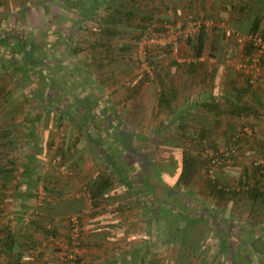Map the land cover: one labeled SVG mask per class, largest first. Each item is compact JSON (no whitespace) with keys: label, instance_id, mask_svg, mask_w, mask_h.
I'll use <instances>...</instances> for the list:
<instances>
[{"label":"rangeland","instance_id":"1","mask_svg":"<svg viewBox=\"0 0 264 264\" xmlns=\"http://www.w3.org/2000/svg\"><path fill=\"white\" fill-rule=\"evenodd\" d=\"M39 1L42 2L39 3ZM46 1L47 0H10V2H8V0H0V38L3 32H7L12 42H16L23 38V41L26 39H33L40 44L46 43L47 45L45 46H47L49 50L43 55L44 59H46V61L49 59L53 61L52 49L57 51L56 56L60 61V65L56 66L57 68L53 66L55 70H44L45 75L40 79H37L36 75L31 74L33 73V69L32 71H28L29 76L26 80L25 90L35 89L36 91H44L51 97L50 99L53 102L58 105H67L75 116L78 115L76 116V122H79L81 118L85 117L86 113L82 111V107L77 109L74 107V96L78 98L81 94H85L87 97L89 96L91 98V102L94 104L99 103L100 105L92 106L93 113L100 114V111H106L103 113L106 115L110 113L116 117L114 120H119L118 123H115V121L107 123L108 127L110 126L109 128L113 130V139L115 136L114 128L120 127V125L126 127L133 135L137 134L141 136L135 137L133 140L130 139V142H135L134 147L137 154L146 157V161H148L146 170L149 179L152 183H158L159 181L158 191L162 199H166L169 203H175V207L182 210L185 215L201 219H198L190 227H187L188 225L184 220L181 218H174L175 223L178 224L181 230L186 228V230L190 231H180V237L176 236L175 226L168 227L165 223L159 222L157 227L154 216L148 214L146 216L135 200L134 190L141 184L140 175H138L139 168H135L138 171L136 170L134 173V169L130 165L131 159L126 151L120 150L117 145L114 144L112 152V148L110 149L106 143L108 139H106L103 144L106 145V150L109 153H113V157L118 160L119 166L124 165L125 168L127 164L130 166L127 175H121L122 178H120L122 182H128L126 186L130 188V191L124 190V186L121 185L120 181L114 180L113 185L115 189L111 192L113 194V200L103 202L98 206H91L89 197L84 194V187L87 183L91 182L93 176L102 172H107L102 161H100L99 158L97 160L96 157H98V155L93 152L91 145L86 142L84 138H80V140L75 139L74 133L76 132V125L64 120L59 126L56 115L53 112L45 111L37 115L36 104L38 103L28 98H23L21 92L13 88L14 86L12 82L8 80V76L0 74V131L5 129V122L10 121L14 116H20L21 122L15 126L19 131L16 133V136L18 138L22 137L23 140H25L26 137L33 138L32 143L42 148V153L37 158L40 161L39 164H41L42 167H48V169H50L51 166L49 163L51 161L50 159L54 157V155H58L62 149L65 150L66 148H70L71 151H69L66 156L68 169L62 173L57 168L58 166L56 167L53 165L55 167H53V169L54 177L57 179L56 181L68 183L67 192H64L62 196L75 200V206L81 207V211L78 214H80L81 220L85 219L83 223L88 225L87 227L89 228L86 227L87 229H92L94 226H97L100 229L98 231H108L113 234V237L120 236L117 240L119 244L116 248H113V238L105 233L103 239L107 240L106 243L102 241L103 239L98 240L100 245L97 247L93 245L95 248L92 247L90 249L97 255L95 261L99 262L103 258L110 257L113 251L114 254L120 251L118 254L124 263L125 261L127 262V260L130 261L136 258L139 264H141L140 259L141 255H143L149 264H203L204 262L209 264H264V205H262L260 201H257L252 209V205H250V202L248 203L246 197H233L231 201L218 203L215 194H212L209 190L208 181L206 179L208 177H206L203 167L199 168L190 186L184 187L183 185H174L178 173V166L175 165L174 162L175 160L179 161L182 147L188 146L189 143L194 141L192 140L193 137H184L185 135H191L193 126L188 124L190 126L187 128L186 134L181 136H176L173 131L170 136L166 138L158 137L157 134L155 135L154 133V128L158 120L152 121L151 115H149V107L151 106L149 100L146 99L145 101V99H143L144 96H142L143 92L139 94L138 89L141 85L153 81L151 79L145 80L144 78L145 70L143 67L149 64L147 65V63L140 61V53L136 45V41L138 40L137 37L139 36L140 38L147 32L146 30L140 36L143 27L133 25V21H138L140 14L138 12L135 13L131 25L128 23H121L118 25V35L110 39L109 46L105 49L102 45L105 41L99 35L98 30V28L103 27V25L99 26V22L105 23V16L113 8V2L115 5V3L120 0L109 2L108 9L101 6L94 12L92 17H87L86 19H84L81 14L62 5L61 0H59L56 3V7L54 8L55 12L53 14L56 16V21L51 26H47L43 32H41L39 27L28 30L25 27L24 20H21V17L18 18L17 21L13 19L12 15L19 11L18 5L20 4L19 7L21 5L27 6H24L22 11V14L25 10L28 11L26 13V20H40L42 16H46L49 12L50 7ZM126 1L128 4V0H123V3ZM143 1L144 0H137L136 3L143 7L145 5ZM154 2L159 3L160 0H154ZM88 4L89 2L85 3L86 7ZM248 4L250 5L249 11H247L246 14H240L243 17L242 23L246 25L244 28L241 26L243 29L230 26V20H228L229 15L227 12L219 11V0H214L212 1V10L215 11V14L219 11V18L222 17L223 20H205L203 17H196L191 13H186L180 20L174 23L171 21V23L167 25L168 28L166 27V29H160L158 31L156 29L152 30L153 28L159 27L156 24L157 20L153 21L152 26L149 25L151 29L150 33L153 35H168L172 31L171 29H174L175 32L177 26L189 17L196 21H200L204 24L206 31L203 59L197 60L203 62L201 67L204 69L206 63L208 69L209 66H211L213 69L217 70V68L223 66L222 63L225 65L229 64L231 65L230 70H228L230 75L236 76L239 82H242L244 85L247 83L246 79L250 71L247 72L243 64L250 65L251 63V61L248 60L249 58L244 56L242 52L243 44L246 43L250 37L247 32V27L251 22V18H248L249 12L252 13V11H254L260 15L259 29H264V0H255V4L253 2L251 3L249 0ZM142 22L141 24L143 25ZM78 23L82 25L77 26ZM163 25L166 24L164 23ZM184 29L190 30L191 26H185V28H182V31L180 30V34H175L181 46L180 58L183 59V61H181L183 64L181 65L183 74L186 72V67L189 62H187V60L192 58L188 57V55L190 56L192 54V50L183 36ZM66 35V40L69 45L65 48L64 45L59 44L61 41L58 42L56 39L59 37L62 39V37ZM225 39H227L226 43L224 42ZM262 43L263 48L260 54L264 55L263 39ZM75 45L80 50L77 53L73 52ZM213 45L215 49H212ZM156 47L155 44H150L148 53L149 50L152 49L151 53L157 54L155 62L158 63V67L161 71L164 66L163 62H168L170 65V63L173 64L171 61L175 59L170 55L169 51H167L168 53L166 54L158 48L157 51L155 49ZM209 52L213 53L212 57L208 56ZM258 54L256 50L251 58H258ZM9 55V49L6 48L5 50L4 45L0 43V57H2L0 59V68L3 71L6 70L5 72L10 70L9 67H7V57ZM160 55L164 56L165 59L159 61ZM111 58L112 60H110ZM260 64L257 62L258 73L255 83L253 85L251 84V86H247L248 92L243 96L245 100H251L254 97V93L258 94L257 91H261L260 98H262V107H258L256 116L243 115L242 119L238 120L239 117L231 116L225 112L217 116L216 119H213L212 114L203 111L199 107H193L192 105V108L188 110L193 116L199 117L202 124L210 127L212 133L209 135L208 139L211 143L216 144L221 152L226 149L235 150L237 155L236 160L239 161L238 165L233 164L232 161H227L222 168H218L217 166L214 172L210 174V176H212L211 178L215 176V179L218 180L223 187H240L242 167L252 168L255 161L260 162L263 160L261 156L263 153L262 150H264V127L262 126L264 124V62ZM201 67L197 70H200ZM66 69L68 70L70 78L63 75V77H60V73ZM155 69L157 68L155 67ZM219 69L222 70L223 68ZM48 73H51V75ZM219 73L220 74H211V72H208L207 76L204 78L209 80L210 85L214 89H216L217 85L221 84V72ZM47 75L52 77V83L55 81L58 85L62 84L63 90L57 91L56 87L54 89V84L52 85V83L50 84L51 87L45 90L46 84H48ZM18 77L19 74L14 73L13 78L17 79ZM193 77L194 76H191V78ZM204 79L197 76V86L204 82ZM184 82L186 83V79H184ZM194 82L195 79H193L191 83ZM226 82L227 76L225 79V83ZM76 84L77 86H75ZM226 87H228V84ZM12 90L14 93L9 96L8 93ZM146 91L150 93L148 90ZM60 93H63V96ZM203 95H207L206 92H203ZM222 95L223 94L219 95V100H221ZM7 96H9L8 99L10 103L3 100ZM149 96L154 100L153 95L149 94ZM193 97L200 99L202 93L196 92ZM35 117H37L38 121L36 124V130L38 131L36 136L31 134V129H29ZM258 119L261 120V122L257 121ZM33 123L35 122H32V124ZM90 123L93 122L90 121ZM241 125H243V127ZM254 126H256V128H254ZM33 127V132H35V126L33 125ZM227 127L233 128V130H235L234 132H237L239 136L244 134L242 141L236 142L232 139V136L225 134L226 132L224 129ZM46 129L51 130L53 134H47ZM259 131H261V133H259ZM140 132L143 133L140 134ZM93 136L95 135H92V137ZM178 141L180 144L183 143L182 147H177L174 144ZM25 142L27 141L25 140ZM32 143L28 144L31 145ZM194 144H196V142ZM189 149L194 155H199V159L202 160L206 158L205 150H197L191 146ZM196 151H198L199 154L196 153ZM79 153H82V155ZM80 164H83V166L79 167ZM163 176H165L166 179L161 182L158 178L163 179ZM173 187H176V189L173 190L174 193L168 195L166 192L170 191ZM117 189H119V191H117ZM42 191L45 190L42 189ZM175 194L178 196H174ZM38 197L51 196L46 193L45 195L39 194ZM119 205L122 208L121 210L117 208L120 207ZM100 216L104 218H100ZM228 216L230 218L229 222L225 220ZM204 219L207 220V222H203L202 220ZM123 220L128 223V226H131L128 232L124 230L126 233L123 234L118 228L117 230L107 229L108 226L115 225ZM66 221L69 238L70 226L67 218ZM208 223H210L212 227H210ZM79 229L81 232V239L82 227L79 226ZM89 231L91 232L93 230H88L89 236L95 235L94 232L89 233ZM214 231H217L218 234H215ZM192 234H195L197 237L199 248L195 255L190 256L186 253L185 249H180V245L182 244L183 238L187 236L191 238ZM256 234L261 236V240H258L259 242L247 240L248 238L254 239ZM108 241L112 242L109 244L107 243ZM251 241L256 247L261 248V250L263 249V254H261V256H259L257 249L253 248ZM130 243H133V247L138 245V247L136 246V254L134 257L131 256L133 252L130 251H132L133 247ZM223 243L227 244L223 246ZM190 245L192 244L190 243ZM100 247L102 248L99 249ZM125 247L128 250H125ZM222 247L226 249L225 252L221 250ZM81 249L82 246L79 248L78 256L82 253ZM67 252L68 250H64L61 255ZM106 260L107 259H105V261ZM109 261H113V259H109ZM67 264L76 263L67 261Z\"/></svg>","mask_w":264,"mask_h":264},{"label":"trees","instance_id":"2","mask_svg":"<svg viewBox=\"0 0 264 264\" xmlns=\"http://www.w3.org/2000/svg\"><path fill=\"white\" fill-rule=\"evenodd\" d=\"M59 0H47L46 3L49 4V12L47 13L46 16H42L40 20H26V13L28 11H23V7H27L26 5H21L19 8V11L15 12L12 16L15 21H17L18 18L21 17V20H24L25 22V27L28 30H32V28L39 27L41 32L45 30L47 26H51L54 24L56 21V16H54L55 12V7L56 3ZM114 0H61L62 5L66 6L68 9L73 10L83 16L84 19L87 17H92L94 15V12L98 10L101 6L104 8H109V2L111 3ZM10 2V0H8ZM42 1H39L41 3ZM89 2L88 6L86 7L85 3ZM122 2V3H121ZM137 0H128L125 3H123V0H120L119 2H116L114 5L113 2V8L111 11L107 13L105 16V23L103 24L102 22H99V26L103 25V27H99V35L104 39V44L103 47L106 49V47L109 46L110 39L114 38L116 35L119 33L118 25L121 23H128L132 24L131 21L133 17L135 16V13L138 12L140 14L138 21L134 20L133 25L134 26H142L143 30L140 33V36L147 30L148 26L152 24L153 21H156L157 23V28H153L152 30H160V29H166V26L171 23L172 20L169 19V17H161L159 19H153V16H150V14H147V12L142 11L138 8V4L136 3ZM90 5V6H89ZM21 8V9H20ZM239 8V7H238ZM30 9V8H27ZM18 10V9H17ZM240 13L244 12V7H241ZM9 13V12H8ZM22 14V16H21ZM57 14V12H56ZM246 14V13H245ZM8 15V14H7ZM6 15V16H7ZM167 18V19H166ZM248 18H251V22L249 26L247 27V32L249 34V40L243 44L242 47V52L243 55L248 57L250 60L251 56L253 53L257 50L256 45L254 44V40L252 38L253 35H259L263 41H264V29H259L260 28V15L257 12L252 11V13H248ZM143 21V22H142ZM243 21V20H242ZM240 22V25L234 26L237 27L238 29H243L246 25L244 23ZM36 22V23H35ZM140 22V23H139ZM143 23V25L141 24ZM173 23L175 21H172ZM35 23V24H34ZM166 25H163V24ZM246 23V22H245ZM81 23H78L77 26H81ZM186 23L185 21L180 24V27L185 28ZM243 28H242V27ZM16 34V33H15ZM14 36V34H13ZM17 36V35H16ZM19 37V36H18ZM13 38V37H12ZM139 36L137 37V39ZM67 35L65 37H59L56 39L58 42L61 41L59 44L64 45L65 48L68 47V41ZM187 44L192 50V58L187 64V69L190 72H194L196 68L201 67L202 63L197 61V60H202L203 59V54L205 50V41H206V31L204 24H202L197 32H195L191 38H185ZM0 43H2L6 48L9 49L10 55L7 57V63L10 70L8 72L3 71L0 68V74H4L8 76V80L12 82L13 88L15 90L17 89L19 92H21V96L23 98H28L29 100L36 101L38 104L37 105V115H40L41 113L48 111V112H53L56 115L57 118V123L60 126L64 120H67L69 123H73L76 125V132L74 133V137L76 140H80V138H84L86 142H88L92 150L95 154L98 155V158L100 161H102V164L105 167V170L107 172H102L99 173L95 176H93L92 180L90 183H87L86 186L84 187L85 189V196L87 195L89 197V200L91 202V206H98L99 204L107 201H112L113 197H110L112 195L113 189H115L113 186L114 180L120 181L121 185L124 186V190L130 191V188L127 185L128 182L126 181H121L120 178L122 176L127 175L128 170L130 169L128 164L126 165V168L124 165L119 166L118 160L113 157V145L116 144L117 147L122 150L126 151L127 155H129V158L131 159V167L134 169V173L136 172L137 169L139 168L138 175H140L141 179V184H139L134 190L135 194V200L137 202V205L142 208V210L148 215L154 216L156 226L158 227L159 222L165 223L166 226L171 227L175 226V233L177 237L181 236L180 231L186 232L188 230L185 229H180L178 224L175 223V219H182L184 222L188 225L187 227H190L192 224H194L198 219L201 220L198 217H189L188 215H185L182 210L178 209L175 207V203H169L166 199H162V196H159V185L152 183L149 179L148 172L146 170L147 168V162L146 157L141 156L137 154V151L134 147L135 142H130V139H134L135 136L129 132L126 127H123L120 125V127L114 128V139H113V130L108 127L107 123L114 122L118 123L119 120H114L116 117L111 115L110 113H107V115L103 112L106 111H100V114H95L93 113V108L92 106H97L100 105L94 104L91 102V98L85 94H81L80 97L74 96V107L77 109L79 107L83 108V112L85 111L86 116L81 118V120L76 122L77 118L74 115L69 107L66 105H58L57 103L53 102L50 98L49 95H47L44 91H36L35 89H30V90H25L26 86V80L27 77L29 76L28 71H32L36 75L37 79H40L44 74V70H55L57 68L56 66L60 65V61L58 60L56 54L57 51L52 50V60H47L44 59L43 55L48 52L49 48L45 45L46 43H39L38 41L31 40V39H26L23 41V38L16 41L12 42L11 38H9V34L7 32H3L2 37L0 38ZM168 45L166 47H161L157 46L155 49L158 51L160 49L165 52L166 54L168 53ZM158 48V49H157ZM154 49V48H153ZM212 49H215V46H212ZM152 50V49H151ZM149 50L148 57H147V63L151 67L152 70V76L148 74V72L145 71V80H153L152 82L158 83V80L161 78V71L159 69L158 63L155 62L157 59V54L151 53L152 51ZM80 50L78 47L75 45L73 48V52L77 53ZM56 52V53H55ZM208 56L212 57L213 53L209 52ZM264 55H260L258 63L260 64L261 62H264L263 57ZM111 57V56H110ZM263 57V58H262ZM2 57H0L1 59ZM202 58V59H200ZM112 60V58L110 59ZM263 60V61H262ZM172 62L175 63H181L176 60H172ZM196 62V63H195ZM199 62V63H197ZM21 63V64H20ZM263 64V63H262ZM261 65V64H260ZM55 68H54V67ZM155 66L157 69H155ZM60 67V66H59ZM54 68V69H53ZM62 68V67H60ZM31 69V70H30ZM63 71V70H62ZM14 73H18L19 77L17 79H14ZM65 75H64V74ZM67 73V74H66ZM51 75V73H48ZM57 75V74H55ZM69 77L70 75L68 74V70L66 69L62 73H60V77ZM48 76V75H47ZM58 77V76H57ZM48 81L46 84V89L51 87V83L53 82L52 77L48 76ZM247 83L244 85L237 86L235 85L236 83L233 80H230V82H227L230 91L226 95L221 96V100L216 99L215 95L211 93H207V95H203L202 91V99L200 98V101H197L196 104L193 107H199L203 111H206L207 113H210L213 115V119H216L217 116H220L227 112V114L235 117H241L243 115H253L256 116L258 112V107H262V102H260L259 99H256L255 101L257 104L253 105L251 102H247L246 100H243V96L248 92L247 86H251L250 83H248V79H246ZM160 83L161 80H160ZM54 84V89L56 87L57 91L63 90L62 89V84ZM57 85V86H56ZM162 85V84H161ZM45 86V85H43ZM77 86V84L75 85ZM162 87V86H161ZM204 90V89H203ZM205 91V90H204ZM258 92V91H257ZM14 91L12 90L9 94H13ZM7 94V95H8ZM61 95L63 93H60ZM220 93L219 95H221ZM255 95V93H254ZM5 97L3 100L6 101L7 103L9 102L8 97ZM63 96V95H62ZM175 96L173 89H162L161 94L158 97V112L162 110L163 108L170 110V112H174V110L171 107V103L173 100V97ZM206 96V97H205ZM94 104V105H92ZM100 107V106H98ZM185 109H191L189 108V104L184 107ZM185 111L182 110V113L179 111H176L175 114L173 115L172 119L167 122V124H164L163 122H159V129L163 130L166 128V133L171 134L169 131L171 127L173 126L175 119H177V124L176 128L181 129V135L186 134V130L188 128V124H191L193 128L191 129V135H185L184 137H189L192 138L191 143L188 144V146L193 147L195 149H202L206 151V158L205 159H199V155H194L191 153V150L189 149L188 146H183V143L175 142L174 144L179 147L183 146L181 151H180V157L179 161L174 162L175 165L178 166V173L177 177L175 179L174 185H183L184 187H188L192 184L195 175L199 171V168L203 167L204 171L206 173V178L208 181V187L209 190L212 192V194H215L218 203L224 202V201H229L232 200V198H238V197H246L248 199V203L250 202L251 209L254 207V204L257 201H260L262 205H264V150H262V156L263 160L260 162L255 161L254 165L252 168H247L245 166L242 167L241 170V185L240 187H223L219 183L218 180L215 179V176L211 178L208 170L211 166V161L215 157H218L220 159V164L218 165V168H222L226 164L227 161H232L233 164H239V161L236 160V153L234 149H226L225 151L221 152L218 149V146L214 143H211L209 141V135L212 133V130L208 125H204L201 122V119L199 117H195L191 114L190 111ZM102 110V109H101ZM75 111V110H74ZM73 111V112H74ZM75 113V112H74ZM37 120V117L34 118V121ZM93 122V123H90ZM95 121V122H94ZM243 127V125H241ZM168 128V129H167ZM12 129V127L5 128L4 130L0 131V149L3 147H10L12 146L13 141L15 140L13 136L9 135V131ZM229 129V130H228ZM228 130V131H227ZM226 132L225 134H228V136H232V139L234 141H242V138H244V134L240 135L237 132H234L233 128L227 127L224 129ZM92 135H95L92 137ZM180 135V136H181ZM183 137V138H184ZM164 138V137H163ZM108 139V147L110 149L112 148V152L109 153L106 149V145L103 144V142ZM196 142V144H194ZM263 145V144H262ZM263 147V146H262ZM210 149V150H209ZM69 151H71L70 148H66L65 150L62 149L60 150V153L58 155H54L50 160L51 165H55L59 167L60 164H64L67 167V159L66 156L68 155ZM196 153L199 154L198 151ZM30 158V161L33 162L35 161V157L32 155L28 156ZM1 158V157H0ZM2 159V158H1ZM0 159V162H1ZM4 163L10 164L13 166L14 161L10 159H6ZM79 163V162H78ZM12 166L8 168H0V173L1 172H11L12 171ZM122 175V176H121ZM239 181V183H240ZM133 186V185H131ZM176 189V187H173L170 191H167L166 193L173 194V190ZM46 190V188H45ZM119 191V189H117ZM228 195H230L228 197ZM174 196H178L175 194ZM66 207H68V215L66 216L67 220L70 221V217L72 215H78V223L79 226H81V216L78 214L80 210V206H75V200H71L67 204H65ZM120 206V205H119ZM185 206V205H184ZM118 209H122L121 206L117 207ZM124 208V207H123ZM37 213V212H36ZM202 216V215H201ZM175 218V219H174ZM205 220V219H204ZM202 220L203 222H207V220ZM228 222L230 221L229 216L225 219ZM210 227V223H208ZM70 226V224H69ZM191 230V229H189ZM251 230V229H249ZM172 231V230H171ZM170 231V232H171ZM190 232V231H188ZM187 232V233H188ZM215 234H218L217 231H214ZM253 232V231H252ZM261 232V231H259ZM81 233V232H80ZM80 235V234H79ZM251 235V234H250ZM80 239V237H79ZM249 240H254L257 242L258 240H261V236L256 234V237L254 239L248 238ZM259 242V241H258ZM80 247L83 244L82 240V235L80 239ZM190 243L192 245H190ZM195 243V244H194ZM251 244H253V248H256V245L251 241ZM67 245H68V250L71 246V240L68 238L67 240ZM199 248L197 237L195 234H192L191 238L190 236H187L183 238L182 244L180 245V249L186 251L188 255L193 256L197 253ZM263 250V249H262ZM261 249L257 250L259 254H263ZM190 253V254H189ZM68 261H71L73 263L78 264L80 261V256L76 255V258L73 259H66ZM203 264H209L207 262H204Z\"/></svg>","mask_w":264,"mask_h":264},{"label":"crops","instance_id":"3","mask_svg":"<svg viewBox=\"0 0 264 264\" xmlns=\"http://www.w3.org/2000/svg\"><path fill=\"white\" fill-rule=\"evenodd\" d=\"M173 1L160 0L159 3H155L154 0H144L143 2L145 5L143 7L138 5V8L142 11L147 12V14H150V16H153V19L167 16L172 21L180 20L181 17L186 13H191L196 17H203L205 20L217 19L218 21H220L223 20V18H219V11H224L229 15L228 20H230L229 24L232 27L240 25V22L243 20V17L239 12L241 7H244L245 13H247V11H249L250 9V5L248 4L249 0H219V11L216 14L215 11L212 10V1L214 0ZM250 1L251 3L253 2L255 4V0ZM244 12L243 14H245ZM224 42L226 43L227 39H225ZM191 55H188V57H192ZM159 57V61L165 59V57L162 55H160ZM163 64L164 66L163 70H161L160 78L162 83H160V80H158L157 84L156 82H147L141 85L140 88H138L139 94L143 92V99H145V101L146 99L149 100V103L151 105L149 107V115H151L152 121L158 120L154 128V133L155 135L157 134L158 137L166 138L170 136V134L166 133V128H164L163 130L158 128V123L163 122L164 124H167V122L172 119L176 111H179L180 113H182V110L187 111L188 108L185 109L184 107L188 104L189 108H192V105L194 106L197 101H200V99H196L195 97H193L195 96L196 92L202 93L203 91L206 92V94L211 93L215 95L216 99H218L220 93L226 95L231 90L229 85L228 87H226L228 84L227 82H230V80H233L236 83L235 85L237 86L243 85L242 82H239L236 76L230 75L228 70H230L231 65L229 64L225 65L224 63H222L223 66L219 68L223 69L221 70L217 68L216 70L211 66H209L208 69L205 63L204 69L201 67L200 70H197L198 68H196L194 72H190L186 67V72H184V74L182 71L183 69L181 68V65H183L182 63L178 64L173 62V64L170 63L169 65L168 62H163ZM208 72H211V74H220L219 72H221V84L217 85L216 89H214L210 85L208 79H204L205 76H207ZM191 76L194 77L191 78ZM197 76H200L201 79H204V82L200 83L198 86L196 84ZM226 76L227 82L225 83ZM184 79H186V83L184 82ZM193 79H195V82L191 83ZM170 88L173 89V92L175 94L171 103V107L174 112L172 113L170 112V110H167L165 108L158 112V97L161 94L162 89L167 90ZM203 89L206 91H204ZM146 90H148L150 93H148ZM149 94L154 96V100L150 98ZM260 94L261 91H258V94H255L251 100L247 99L246 101L251 102L253 105L257 104V102L255 101L256 99H259L260 102H262ZM243 100L245 101L244 98ZM241 119L242 116L239 117L238 120ZM257 121L261 122V120L259 119ZM19 122H21L20 116H14L10 121L5 122L4 128L12 127V129H10L9 131V135L13 136L15 140L13 141L12 146L3 147L0 149V157L2 158H0V168H8L12 166L10 164L4 163L6 159L11 158L14 161L11 172L4 171L0 173V264H67L68 260L62 258L63 254L61 255V253L64 250H68V226H66L68 207H66L65 204L73 199L62 196L64 192H67L66 190L68 188V183L56 181L57 179L54 177L53 169V167L56 165H51L50 169H48V167H42V165L39 164L40 161L37 158L42 153V148L37 147V144L34 145L32 143V137L25 138L28 143H32L31 145H29L27 142H25V140H23L22 137L18 138L16 136V133L19 131L15 126H17ZM32 122L35 123L32 124ZM32 122L29 129H31V134H34L36 136V133H38V131L36 130V124L38 121L35 120ZM177 123V119H175V122L169 132L171 133L173 131L176 136H180L181 129L176 128ZM33 125L35 126V132H33ZM262 126L264 127V124ZM254 128H256V126H254ZM46 133L50 135L53 134L49 129H46ZM142 133L143 132H140V134ZM259 133H261V131H259ZM134 136L141 137L137 134H134ZM29 155L35 157V161L31 162L30 158L28 157ZM80 155H82V153ZM82 166L83 164L79 165V167ZM163 177V179H158L161 182L165 181L166 177ZM155 184H159V181ZM42 189H44L45 191H42ZM46 193H48L51 197H38L39 194L45 195ZM159 196H161V194H159ZM110 197H113V194L110 195ZM144 214L147 216V212H144ZM102 216H100V218H104ZM84 220L85 219L81 220L83 244L81 249L82 253H80L79 264H137L138 260H136V258L130 261L127 260V262L125 261L124 263L120 258V255L118 254V252L120 251H118L117 253L115 252V254L113 251L110 257L103 258L101 261L96 262L95 260L97 259V255L90 249L92 247L95 248V246L97 247L100 245L98 240L103 239V235L105 233L109 234V236L113 238V248H116L119 244L117 240L120 236L113 237V234L108 231H98L100 229L97 226H94V228L92 229H87L89 227H87L88 225H85L83 223ZM117 228L120 229L124 234L126 233V231L128 232V230H130L131 226H128V223L123 220L115 225H110L107 227V229L110 230H117ZM88 230H93L91 232H94L95 235L89 236ZM91 232L89 231V233ZM102 241L106 243L107 240L103 239ZM111 242L112 241H108L107 243L110 244ZM130 244L133 247V243ZM226 244L223 243V246ZM136 246L138 247V245ZM136 246L132 248V251H130L133 252L131 254L132 257H134L136 254ZM101 248L102 247H100L99 249ZM124 249L128 250L126 247ZM256 249L260 250L261 248L256 247ZM221 250L223 252L226 251V249H224L223 247L221 248ZM259 256H261V254H259ZM105 259L107 260L105 261ZM109 259H113V261H109ZM120 259L122 262L120 261ZM140 263L149 264L148 261L145 260V256L143 255H141Z\"/></svg>","mask_w":264,"mask_h":264},{"label":"built area","instance_id":"4","mask_svg":"<svg viewBox=\"0 0 264 264\" xmlns=\"http://www.w3.org/2000/svg\"><path fill=\"white\" fill-rule=\"evenodd\" d=\"M185 23L186 26L190 25L191 29L190 30H183V36L184 38H191L192 35L197 32L200 28V26L202 25V23L200 21H196L193 18L189 17L188 19H185ZM152 26V24L150 25ZM150 26L147 29V32L142 35L140 38H138V40L136 41V45H137V50L140 53V61L141 62H145L147 63V57H148V47L150 44H155L156 46H161V47H166L167 45L168 47V51L170 53V55L177 60L178 62L183 61V59L180 58V52H181V46L180 43L178 41V37L175 34H180V32L182 31V27L177 26L176 31L174 32V29H171L172 31L170 32V34H165V35H160V34H151V29ZM154 26V24H153ZM168 28V26H166ZM181 30V31H180ZM182 36V35H181ZM253 40H254V44L257 47V51H258V58L256 57L251 58L250 61V65L247 64H243V66L245 65L246 68H244L245 70L250 71L249 75L247 76L248 79V83L250 84H254L255 80H256V75H257V62L259 61V56L261 55L260 53L262 52V48H263V43H262V38L259 35H253L252 36ZM138 58V59H139ZM202 59V58H200ZM148 65V63H147ZM143 69L148 72L149 75L152 76V70L151 67L148 65H144ZM220 164V159L218 157H215L214 159H212L211 161V166L208 170L209 174L214 172V169ZM60 172H64L65 170H67L66 165L64 164H60L58 167ZM69 224H70V231H69V238L71 240V246L68 250L67 253H64L62 255V258L65 259H75L76 255H78L79 252V248H80V229H79V223H78V218L77 215H72L70 218Z\"/></svg>","mask_w":264,"mask_h":264}]
</instances>
